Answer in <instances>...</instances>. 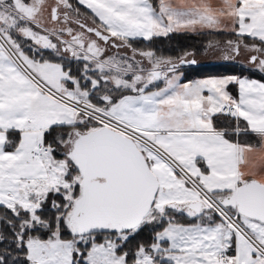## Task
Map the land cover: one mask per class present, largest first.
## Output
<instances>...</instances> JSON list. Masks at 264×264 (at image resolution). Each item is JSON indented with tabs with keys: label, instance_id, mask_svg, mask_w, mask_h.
I'll return each mask as SVG.
<instances>
[{
	"label": "snow or ice",
	"instance_id": "obj_1",
	"mask_svg": "<svg viewBox=\"0 0 264 264\" xmlns=\"http://www.w3.org/2000/svg\"><path fill=\"white\" fill-rule=\"evenodd\" d=\"M0 264H264V0H0Z\"/></svg>",
	"mask_w": 264,
	"mask_h": 264
},
{
	"label": "trees",
	"instance_id": "obj_2",
	"mask_svg": "<svg viewBox=\"0 0 264 264\" xmlns=\"http://www.w3.org/2000/svg\"><path fill=\"white\" fill-rule=\"evenodd\" d=\"M155 2V0H154ZM204 33V34H201ZM237 37L230 32L201 31V32H174L167 37H156L151 42L138 41L136 46L144 49H155L158 54L176 57L186 51L198 52L209 42H227L236 40ZM246 67L235 61L196 62L194 65H186L181 69L188 79L204 78L211 76L237 75L254 79H260L261 73L250 72ZM235 92V87H232Z\"/></svg>",
	"mask_w": 264,
	"mask_h": 264
},
{
	"label": "rangeland",
	"instance_id": "obj_3",
	"mask_svg": "<svg viewBox=\"0 0 264 264\" xmlns=\"http://www.w3.org/2000/svg\"><path fill=\"white\" fill-rule=\"evenodd\" d=\"M212 43L220 44V45H224L225 44V42H212ZM206 46L201 48L198 52H194L195 55L194 56H189L188 59L193 57V58H195V61L199 62V63L226 61L224 59V57L219 54L218 51H216V52H207L206 53L205 52ZM229 61H235V62L240 63V64H242V65H244L246 67H250L251 68V65H249L248 62H247V54L243 53V52L239 56H236L232 60H229Z\"/></svg>",
	"mask_w": 264,
	"mask_h": 264
},
{
	"label": "crops",
	"instance_id": "obj_4",
	"mask_svg": "<svg viewBox=\"0 0 264 264\" xmlns=\"http://www.w3.org/2000/svg\"><path fill=\"white\" fill-rule=\"evenodd\" d=\"M210 2L212 4H214V5L218 4V0H210ZM201 31H209V30H207V29H198L195 32H201ZM180 32H183V31H180ZM186 32H193V31H186ZM225 32H228V31H225ZM192 59L195 60V58H193V57H191L189 60H192ZM225 76H228V75H225ZM211 77H223V76H211ZM211 77H204V78H211ZM195 79H200V78H195Z\"/></svg>",
	"mask_w": 264,
	"mask_h": 264
},
{
	"label": "water",
	"instance_id": "obj_5",
	"mask_svg": "<svg viewBox=\"0 0 264 264\" xmlns=\"http://www.w3.org/2000/svg\"><path fill=\"white\" fill-rule=\"evenodd\" d=\"M192 60H193V59H192ZM195 63H196V61H195ZM195 63H194V64H195ZM194 64H190V65H194Z\"/></svg>",
	"mask_w": 264,
	"mask_h": 264
}]
</instances>
